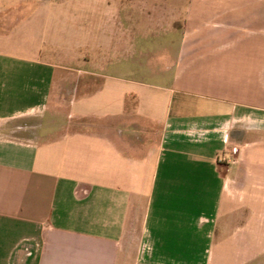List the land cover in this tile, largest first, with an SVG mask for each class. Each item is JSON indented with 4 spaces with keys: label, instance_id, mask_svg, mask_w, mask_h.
Here are the masks:
<instances>
[{
    "label": "crops",
    "instance_id": "obj_1",
    "mask_svg": "<svg viewBox=\"0 0 264 264\" xmlns=\"http://www.w3.org/2000/svg\"><path fill=\"white\" fill-rule=\"evenodd\" d=\"M15 1L0 264H264V0Z\"/></svg>",
    "mask_w": 264,
    "mask_h": 264
},
{
    "label": "rangeland",
    "instance_id": "obj_2",
    "mask_svg": "<svg viewBox=\"0 0 264 264\" xmlns=\"http://www.w3.org/2000/svg\"><path fill=\"white\" fill-rule=\"evenodd\" d=\"M15 1V0H14ZM21 1H23V0H17V1H15L14 2V4L13 5H11V8H12V11H14L16 14H17V16L19 17V18H22V17H24V16H26V14L28 13L27 12V10H28V5H25L24 6V8L23 7H21L20 6V3H21ZM60 0H53V3H55V2H59ZM69 1H71V3H72V5L71 6H75L76 5V0H69ZM12 2V1H11ZM10 6V3L8 4L7 3V0H0V18H2V17H4V14H3V9H4V7H6V6ZM71 8V10H70V13H73L74 11H78V9L76 8V7H70ZM69 11V10H68ZM80 11V10H79ZM71 16H73V15H71ZM80 16L81 17H83L84 15L80 12ZM136 20V19H135ZM145 20V19H144ZM144 20L142 21V19L141 20H139V22L138 23H135V27H134V29H135V31H134V36L136 37V36H141V35H146L147 33H148V26L146 25L147 24V22H145L144 23ZM136 22H137V20H136ZM145 25H144V24ZM78 22H73L72 21V23H71V25H72V27H78ZM161 31V30H160ZM158 35H161V32H157V34H156V36H158ZM136 39V38H135ZM135 43H137L136 41H135ZM139 43V42H138ZM84 54V52H81L80 53V55H81V57H79L78 55H79V53L76 55V56H74V57H72L71 58V61H72V63L71 64H74V66H76V67H81V68H92V69H95L96 71H98L99 72V75H101V77H99V78H97L96 79V82H97V84H99V83H101V78L104 76V75H107V74H114V75H116V74H120L119 73V71L116 69V68H114V67H110L109 68V65L107 66V62L111 59V60H113L114 59V62H117V61H119V62H121V61H124V60H127V58H122V57H119V58H110V57H102V56H96V57H93V58H89V59H91L90 60V64H86L85 63V61H84V59H85V57H82V55ZM87 59V58H86ZM129 60H130V58H129ZM78 76H79V74L78 73H76V75H75V77H76V80H77V78H78ZM82 76V75H81ZM131 76L132 77H134V78H136V79H140V78H142V75L141 74H131ZM83 77V76H82ZM88 77V76H87ZM90 82H92L93 83V81H87L86 83L88 84V86L91 84ZM83 86V85H82ZM88 88H90V87H88ZM92 89V88H91ZM84 90H82V89H80L79 91H78V93H82ZM88 91V90H87ZM247 124V127L249 128V129H256V128H258L259 126H260V123H255V122H247L246 123ZM259 124V125H258ZM262 125V124H261ZM263 127H264V125H263Z\"/></svg>",
    "mask_w": 264,
    "mask_h": 264
},
{
    "label": "built area",
    "instance_id": "obj_3",
    "mask_svg": "<svg viewBox=\"0 0 264 264\" xmlns=\"http://www.w3.org/2000/svg\"><path fill=\"white\" fill-rule=\"evenodd\" d=\"M238 150L237 149H234L233 150V154H237ZM231 163L235 164L236 163V160H231Z\"/></svg>",
    "mask_w": 264,
    "mask_h": 264
}]
</instances>
